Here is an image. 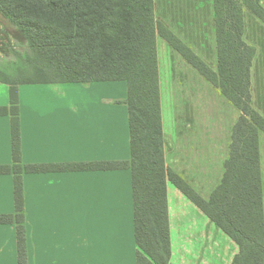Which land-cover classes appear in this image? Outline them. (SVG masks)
<instances>
[{
	"label": "trees",
	"instance_id": "obj_1",
	"mask_svg": "<svg viewBox=\"0 0 264 264\" xmlns=\"http://www.w3.org/2000/svg\"><path fill=\"white\" fill-rule=\"evenodd\" d=\"M243 6L264 22L254 0H213L217 68L213 69L165 25L157 22L154 0H0L22 53L2 45L17 60L0 64V83L9 87L0 116L11 120V165L15 213L0 224L17 230L18 264H27L25 189L28 173L131 170L137 264H172L167 183L172 182L239 247L232 264H264V194L260 134L264 116L251 104V69L256 47L244 39ZM161 36L239 111L229 157L208 199L166 164L157 38ZM127 84L130 159L109 162L26 164L22 159L19 86L29 84Z\"/></svg>",
	"mask_w": 264,
	"mask_h": 264
},
{
	"label": "crops",
	"instance_id": "obj_2",
	"mask_svg": "<svg viewBox=\"0 0 264 264\" xmlns=\"http://www.w3.org/2000/svg\"><path fill=\"white\" fill-rule=\"evenodd\" d=\"M157 47L166 164L208 199L223 176L241 113L200 73L191 79L170 76L166 83L186 92L192 84L202 92L187 99L179 87L168 93L161 79V50L173 49L163 38H157ZM127 95L123 81L20 85L23 162L130 159ZM260 154L264 194V134ZM12 162L11 120L0 116V165ZM23 182L27 264H137L131 170L28 173ZM167 197L171 263L232 264L238 245L170 181ZM13 213L14 177L0 175V214ZM0 264H18L13 224H0Z\"/></svg>",
	"mask_w": 264,
	"mask_h": 264
},
{
	"label": "rangeland",
	"instance_id": "obj_3",
	"mask_svg": "<svg viewBox=\"0 0 264 264\" xmlns=\"http://www.w3.org/2000/svg\"><path fill=\"white\" fill-rule=\"evenodd\" d=\"M239 1L243 2V0ZM154 2L157 22L162 23L172 32L181 34L190 50L203 59L211 68L216 69L217 51L213 0H154ZM254 2L259 3L264 8V0H254ZM243 16L245 22L244 39L247 43L256 47V56L251 69V104L255 110L264 116V22L246 6H243ZM182 18L184 19L180 20ZM8 31H11L10 25L0 15V39H2L1 43L4 46L8 44L10 39V37L6 36V32ZM159 38L162 37L159 36ZM10 42L12 48H16L17 51L22 53L15 39H12ZM172 51L161 50V55L162 57L164 56L161 62V67L163 66L161 69L163 87L167 89L168 93H171L170 87L176 92H178L179 87V94L184 95L186 99L188 95L202 92L201 90L198 91L192 84L188 85L187 92L183 90V86L167 85L166 81L170 76L179 78V75L181 77L185 75L191 79L194 75L199 74L176 50L173 49ZM17 59L18 56L15 53L6 56L0 51V64L9 63ZM73 90L78 91L79 89ZM213 91H215V88ZM27 92L28 90H23L24 96H26ZM7 96L8 86L0 83V105L8 104L9 96L8 99ZM218 96L216 95L215 97L220 99ZM180 102L184 108L185 101ZM196 105V101L191 103L190 109H194ZM212 107H215V105L213 104ZM262 134L264 133L260 135Z\"/></svg>",
	"mask_w": 264,
	"mask_h": 264
}]
</instances>
